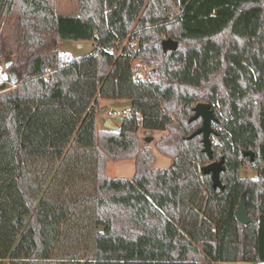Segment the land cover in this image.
<instances>
[{
    "label": "trees",
    "instance_id": "obj_1",
    "mask_svg": "<svg viewBox=\"0 0 264 264\" xmlns=\"http://www.w3.org/2000/svg\"><path fill=\"white\" fill-rule=\"evenodd\" d=\"M77 5L0 0V25L14 19L0 65L16 82L0 86V264H264V0ZM165 39L177 48L163 55ZM61 41L93 51L69 59ZM100 101H129L118 130H97ZM198 103L215 117L217 188L202 135L189 138ZM140 129L166 132L155 147L168 169L152 168ZM127 159L131 179L105 175Z\"/></svg>",
    "mask_w": 264,
    "mask_h": 264
},
{
    "label": "rangeland",
    "instance_id": "obj_2",
    "mask_svg": "<svg viewBox=\"0 0 264 264\" xmlns=\"http://www.w3.org/2000/svg\"><path fill=\"white\" fill-rule=\"evenodd\" d=\"M54 11L59 15H72L76 14L78 11L77 0H54ZM14 19L8 18L3 20L0 25V37L3 38L4 42L9 45L13 41L12 27ZM3 43V42H2ZM77 43L82 44V49L78 48ZM60 53H66V58H77L89 55L93 51V44L89 41L85 42H74V41H61L59 43ZM140 71L145 70V67L139 66ZM122 107H116L115 110L120 111V115L117 117H110L107 112L99 113L96 117V128L97 130H105V126L110 120L114 126L119 127L124 118V114L129 111L130 104L128 102H122ZM106 120V121H105ZM105 121V122H104ZM201 127V126H200ZM199 127V128H200ZM152 135H145V132L140 129L138 135L141 139V143L147 145L150 148L151 153L155 156V161L152 166L153 169H168L171 165V160L158 152L155 147V142H157L161 137L165 136V131H153ZM152 138V141L146 142V138ZM135 166L132 159L122 160V161H112L108 160L104 165V173L108 177L112 178H126L131 179L134 175ZM240 176L254 178L257 174L256 170L250 167H241ZM136 263V262H133Z\"/></svg>",
    "mask_w": 264,
    "mask_h": 264
},
{
    "label": "water",
    "instance_id": "obj_3",
    "mask_svg": "<svg viewBox=\"0 0 264 264\" xmlns=\"http://www.w3.org/2000/svg\"><path fill=\"white\" fill-rule=\"evenodd\" d=\"M163 55H165L168 51H174L177 48V43L170 39H165L161 43ZM9 68V64L5 65V69ZM10 84L16 85V82L11 81ZM194 115L190 118V121L196 120L198 118L202 119L201 127L198 128L189 138H192L197 135H202V144H203V151L207 154L210 163L205 165L202 168V172L204 174H211L213 188L220 187L219 182V174L221 171L224 170V160L221 158L220 160H213L212 150H211V141L210 136L214 134V129L212 124L215 121L214 114L210 109V106L205 103H198L193 108ZM106 130L116 131L118 127L114 126V124L109 120L105 126ZM146 142L152 141V138L148 137L145 140ZM244 155H248L250 157V162L253 161V154L251 152H245ZM236 220L242 224L247 225L249 222H253L248 216L246 204H245V197L243 196L239 202V205L235 212Z\"/></svg>",
    "mask_w": 264,
    "mask_h": 264
},
{
    "label": "crops",
    "instance_id": "obj_4",
    "mask_svg": "<svg viewBox=\"0 0 264 264\" xmlns=\"http://www.w3.org/2000/svg\"><path fill=\"white\" fill-rule=\"evenodd\" d=\"M77 44H79L78 45V48L79 49H82V44L81 43H77ZM61 54H64L65 56H66V53H61ZM77 58H79L78 56H77ZM71 59V58H70ZM5 65H7V64H9V66H10V64H11V61H5V63H4ZM4 64H2V65H0V67H3L4 68V70H5V73H6V69H5V67H4ZM7 74V73H6ZM122 102H124V101H100L99 102V104H98V107L99 108H101V109H103V112H107V115L108 116H110V117H117V116H119L120 115V111L119 110H115V108L116 107H122L123 105H122ZM125 102H128L129 103V101H125ZM130 104V103H129ZM130 106V105H129ZM103 112H101V113H103ZM126 114H128L127 112L124 114V116L126 115ZM106 121V120H105ZM104 121V122H105ZM109 121V120H108Z\"/></svg>",
    "mask_w": 264,
    "mask_h": 264
},
{
    "label": "built area",
    "instance_id": "obj_5",
    "mask_svg": "<svg viewBox=\"0 0 264 264\" xmlns=\"http://www.w3.org/2000/svg\"><path fill=\"white\" fill-rule=\"evenodd\" d=\"M105 51L107 53H110L112 54L113 53V49L112 48H106ZM48 73H49V69L46 68L44 70V77H47L48 76ZM3 84H8L11 86V88H14L15 85H12L9 83V80H8V75L5 73V70L3 67H0V86L3 85ZM125 117H128V114L125 115ZM216 143V142H215Z\"/></svg>",
    "mask_w": 264,
    "mask_h": 264
}]
</instances>
